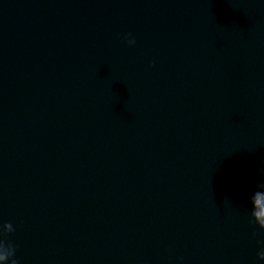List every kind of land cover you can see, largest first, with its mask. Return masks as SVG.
Masks as SVG:
<instances>
[{"label":"water","instance_id":"95a60500","mask_svg":"<svg viewBox=\"0 0 264 264\" xmlns=\"http://www.w3.org/2000/svg\"><path fill=\"white\" fill-rule=\"evenodd\" d=\"M261 252L264 0H0V264Z\"/></svg>","mask_w":264,"mask_h":264},{"label":"clouds","instance_id":"9594fccd","mask_svg":"<svg viewBox=\"0 0 264 264\" xmlns=\"http://www.w3.org/2000/svg\"><path fill=\"white\" fill-rule=\"evenodd\" d=\"M5 228H10V225H5ZM260 256H261L262 259H264V252H261Z\"/></svg>","mask_w":264,"mask_h":264}]
</instances>
